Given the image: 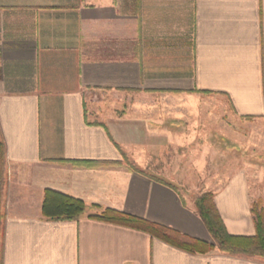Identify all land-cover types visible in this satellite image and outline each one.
<instances>
[{
	"label": "crops",
	"instance_id": "1",
	"mask_svg": "<svg viewBox=\"0 0 264 264\" xmlns=\"http://www.w3.org/2000/svg\"><path fill=\"white\" fill-rule=\"evenodd\" d=\"M206 96L220 104L197 113L190 99ZM217 121L229 156L234 121L264 134V0H0L2 264H264L189 254L88 216L112 209L211 243L195 197L123 157L146 174L153 162L178 171L181 156L191 167L198 133L210 140ZM229 156L219 170L207 164L226 175L205 190L227 233L251 237L264 169ZM46 190L86 213L44 219Z\"/></svg>",
	"mask_w": 264,
	"mask_h": 264
},
{
	"label": "trees",
	"instance_id": "2",
	"mask_svg": "<svg viewBox=\"0 0 264 264\" xmlns=\"http://www.w3.org/2000/svg\"><path fill=\"white\" fill-rule=\"evenodd\" d=\"M195 93L209 95L207 92L194 91ZM125 167L134 173L146 176L137 167L123 157ZM5 157L0 146V191L2 189V174H4ZM149 177V176H148ZM156 181H158L156 179ZM1 206V192H0ZM194 207L205 229L207 230L211 243L203 242L198 239L188 238L178 232L163 227L149 221L130 216L112 209L100 210L98 214H89L91 219L115 224L134 230H138L156 238L165 244L176 247L184 252L193 255H204L212 251L233 256H245L264 260V205L260 201L251 204L250 214L255 233L251 237L232 236L227 233L225 226L215 208L213 194L210 192L202 193L195 197ZM86 205L75 198L46 190L44 192L41 205V215L46 220L69 221L75 220L85 214ZM1 221V216H0ZM1 223V222H0ZM3 231L0 224V239ZM0 264H2V248L0 245Z\"/></svg>",
	"mask_w": 264,
	"mask_h": 264
},
{
	"label": "rangeland",
	"instance_id": "3",
	"mask_svg": "<svg viewBox=\"0 0 264 264\" xmlns=\"http://www.w3.org/2000/svg\"><path fill=\"white\" fill-rule=\"evenodd\" d=\"M206 97L207 99H205L204 101L203 100L200 101L199 99H195V100L190 99L189 104H194L196 106L195 111L197 113H201L204 110L205 105L203 104H220L218 97L217 98L215 97L209 98V96ZM199 117L200 120L205 122V119L203 120L202 115H200ZM217 120L221 121V118L219 117V113ZM218 121L215 124L211 125V128L207 126V129L210 130L209 133L211 135L210 140L203 141L202 140L203 137H200L198 133L197 140L195 141L196 147L199 148L202 146L211 145L213 148L211 156L208 155L207 149L206 150L203 149L200 151L198 148L197 156L195 158H190L191 160H193L192 161L193 163L191 162L192 166L191 167L188 166V157L181 156L178 162L179 165V168L177 169L178 171L174 173L155 172L156 163L153 162L152 165H149L151 171L147 172V174L145 173L146 176L144 177H148L151 175L152 177L155 178L162 177L165 180H170L172 182H179L178 186H181L180 190L184 192L186 195H189L191 197H196L202 193H205L206 191L205 189L209 188L210 186L209 184L211 179L212 180L219 179L221 175H226L225 173L221 174V172H212V173L209 172L210 166L207 164L211 163L214 168H217L219 170L224 167L226 157L229 156L228 154L230 153L225 146H222L223 143L220 140H218L220 134V127ZM228 131L231 133L230 136L233 138L231 144L238 145V151L237 152L233 151L231 153V155L229 156L231 157L230 160L232 159L233 162H235V160L237 159L238 160L242 159L244 163L247 165L256 166V167L258 166L264 169L263 130L262 129L260 130L259 126L253 124L252 122L237 123L234 121L233 124L229 125ZM220 147L223 150L222 151L223 153L219 150ZM135 159L134 161H137L138 165H140L139 163H141V160H139V158H135ZM129 162L132 163V161L130 160ZM184 169L186 170L185 172ZM5 183L6 181L2 185L3 191L5 189ZM0 216H1L0 224H1V229L3 231L2 224L6 217V205L5 203L2 205V202L0 206ZM2 241H3V237L0 239L1 248H2ZM246 258H250V257H246Z\"/></svg>",
	"mask_w": 264,
	"mask_h": 264
}]
</instances>
